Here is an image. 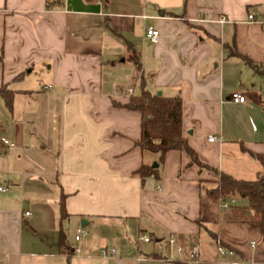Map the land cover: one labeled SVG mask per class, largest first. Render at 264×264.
Returning <instances> with one entry per match:
<instances>
[{"label":"crops","instance_id":"crops-1","mask_svg":"<svg viewBox=\"0 0 264 264\" xmlns=\"http://www.w3.org/2000/svg\"><path fill=\"white\" fill-rule=\"evenodd\" d=\"M141 78L181 97L182 133L202 163L236 180L263 173L264 0H0V86L13 91L2 126L16 148L4 153L16 170L0 200V264H187L192 245L196 264H264L245 199L223 208L208 197L217 175L184 151L166 153L159 177L134 173L157 162L136 146L140 113L123 107ZM170 235L181 256L160 244ZM106 247L116 255L101 256Z\"/></svg>","mask_w":264,"mask_h":264},{"label":"trees","instance_id":"trees-1","mask_svg":"<svg viewBox=\"0 0 264 264\" xmlns=\"http://www.w3.org/2000/svg\"><path fill=\"white\" fill-rule=\"evenodd\" d=\"M61 2V0H55ZM230 55L238 56L251 67L256 68L247 57L230 50ZM0 97L8 109L12 107L13 91L6 85L0 86ZM115 106H120L114 102ZM123 107L138 111L141 115L140 137L136 146L142 151L157 154V167L141 164L135 171L140 178L153 175L159 177V167L165 155L171 150L184 151L189 157L188 165H196L199 169H208L217 175L215 185L206 189L208 197L220 202L234 197L245 199L246 203L240 206L241 214L246 215V220L264 235V171L255 180H236L228 174L218 171L202 163L196 152L190 147L182 133V100L180 96L158 95L146 88L145 81L141 78V90L137 95H131ZM64 195L60 196V207L64 208ZM234 205L232 204L231 207ZM248 211L252 214L247 215ZM63 241V240H62Z\"/></svg>","mask_w":264,"mask_h":264},{"label":"built area","instance_id":"built-area-1","mask_svg":"<svg viewBox=\"0 0 264 264\" xmlns=\"http://www.w3.org/2000/svg\"><path fill=\"white\" fill-rule=\"evenodd\" d=\"M94 1L101 3V2H106L107 0H94ZM143 17L145 18L146 16H143ZM248 19L250 21H254V16L252 14H250V15H248ZM216 22H218L219 24H223V23L227 22V18L224 15H221L217 19ZM144 36L150 42L155 43L158 39V30L155 29L153 26H148L145 28ZM49 87L50 86H48V88ZM125 92L128 95H133V89L132 88H127ZM230 99L235 103H243L245 101V96L239 92H234L230 95ZM207 140L210 142L221 141L222 138L221 137H215L214 135H209L207 137ZM0 142L4 146V153H8L15 148V143L5 136L0 137ZM7 190H8V186L0 187L1 192H6ZM220 203H221V206L223 208H228L233 204V199L230 198V199L222 201ZM24 215H29V212H27V211L24 212ZM85 233H86V231L84 229H82L80 234L75 236V240L79 241L80 237ZM139 239L142 240L143 242H146V243H149L152 241V239L149 236L144 235V234L141 235L139 237ZM160 244L164 247L174 248V250L176 251V253L179 256H181L184 252V248L178 244L177 238L174 235H170L167 239L161 240ZM71 250L73 253H79L80 248H79V246H74V247H71ZM216 250H217V253L220 255H232L233 254V251L231 249L224 247L220 242L217 243ZM116 252L117 251L115 248L106 247V248L101 249L100 255L103 257H114L116 255ZM198 255H199V250H198L197 246L192 245L191 247H189L188 260L186 263L187 264H196V260L198 258Z\"/></svg>","mask_w":264,"mask_h":264},{"label":"rangeland","instance_id":"rangeland-1","mask_svg":"<svg viewBox=\"0 0 264 264\" xmlns=\"http://www.w3.org/2000/svg\"><path fill=\"white\" fill-rule=\"evenodd\" d=\"M17 112V111H16ZM8 119H11V115H10V111L8 110V108L6 107V105L4 104L2 98L0 97V137L2 135L6 136L9 138V133L3 131V126L4 124H6L7 120ZM16 150V148L10 153V155ZM9 155V156H10ZM30 156L31 158L34 160V162L38 161V160H41V158L38 156V153H36L35 151L31 152L30 153ZM8 156H6L4 154V146L3 144L0 142V187H3V186H7L8 185V174L7 173H10L11 170H16V167L15 166H11L9 167L8 165V160H7ZM43 162H45V157L42 159ZM41 161V162H42ZM14 174V173H13ZM11 175V174H9ZM16 175V173H15ZM37 179H41L43 181H46V178H47V175H43V174H39V175H36ZM14 177V175L12 176ZM13 186H9L8 190L11 191V189ZM9 192H1L0 191V200L4 199V197L8 196ZM237 204H239V201H237ZM69 234L70 236L73 238L74 236V231L73 230H69Z\"/></svg>","mask_w":264,"mask_h":264},{"label":"water","instance_id":"water-1","mask_svg":"<svg viewBox=\"0 0 264 264\" xmlns=\"http://www.w3.org/2000/svg\"><path fill=\"white\" fill-rule=\"evenodd\" d=\"M158 95L161 94L160 91L157 92ZM153 168H156L157 167V162H153L152 165H151ZM86 224V221H81V226H84Z\"/></svg>","mask_w":264,"mask_h":264}]
</instances>
